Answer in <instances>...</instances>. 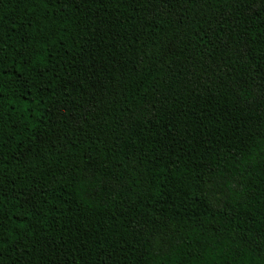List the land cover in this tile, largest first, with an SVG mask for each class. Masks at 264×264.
<instances>
[{
	"label": "trees",
	"instance_id": "trees-1",
	"mask_svg": "<svg viewBox=\"0 0 264 264\" xmlns=\"http://www.w3.org/2000/svg\"><path fill=\"white\" fill-rule=\"evenodd\" d=\"M0 264H264V0H0Z\"/></svg>",
	"mask_w": 264,
	"mask_h": 264
}]
</instances>
